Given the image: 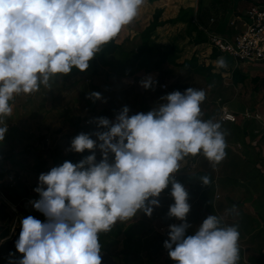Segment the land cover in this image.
<instances>
[{
	"label": "clouds",
	"instance_id": "clouds-1",
	"mask_svg": "<svg viewBox=\"0 0 264 264\" xmlns=\"http://www.w3.org/2000/svg\"><path fill=\"white\" fill-rule=\"evenodd\" d=\"M146 0H0V142L5 140L10 103L18 94L51 88L56 75L73 68L86 71L105 44L139 14ZM217 67H226L223 57ZM145 89L158 81L145 75ZM93 102L105 99L90 91ZM202 88L173 90L148 111L130 114L122 105L113 118H91V131H80L67 151L85 153L65 159L38 174L30 199L43 219L21 217L14 241L16 257L9 264H102L100 233L139 213L151 216L158 197L171 183L174 202L167 215L180 223L168 225L163 247L174 264H238L240 231L208 214L191 234L186 216L189 193L174 173L187 156L202 153L214 165L227 155L219 120L203 119ZM97 150L100 157L97 158ZM209 185L210 178H199Z\"/></svg>",
	"mask_w": 264,
	"mask_h": 264
},
{
	"label": "rangeland",
	"instance_id": "rangeland-1",
	"mask_svg": "<svg viewBox=\"0 0 264 264\" xmlns=\"http://www.w3.org/2000/svg\"><path fill=\"white\" fill-rule=\"evenodd\" d=\"M199 1L201 6L211 8V14L205 20L208 22L210 17L214 16V22L208 26L221 34L224 33L228 27L229 15L232 17L234 13L233 11L230 13L227 11L226 13L225 10L223 12L219 10L221 8H218L217 12L214 11L211 0H187V2L183 1V3L180 0H161L153 3L146 0L145 4L140 8L138 16L129 25H126L117 37V42H121L127 37L130 39V42L123 43L124 46L126 45L125 48L127 50L134 48L138 52L137 47L141 40L140 31L151 19L152 13L157 6H164L166 9L165 15L171 13L173 16L178 13L181 5L187 4V19L191 17L189 23L166 25L155 31L156 44L149 43L148 51L144 54V58L146 60L150 59L149 62L154 67L147 68L137 63L138 65L121 70L117 66L121 57L120 50L115 49L103 55V61L93 58L90 61L89 68L84 73L70 72L63 76H54L50 80V89L42 85L37 92L16 95L10 102L13 106V111L4 120V123L8 124V132L5 140L0 142V151H3V153L8 151L7 153L11 155L8 160L10 163L6 161L4 168H0V176L7 179L6 183H10L15 177L18 180L19 171H23V169L37 172L35 178H38L40 172L47 171L51 166L62 163L65 159L76 162L83 155L88 154V150H85V153H75L66 149L74 135L80 131H91L95 128L94 123H89L91 118L100 115L113 118L117 111L116 109H120L125 104L130 107V114L137 111L146 112L160 103L163 95L173 90L183 92L184 89L190 86L204 89L206 98L201 104L203 119L212 118L215 120L218 107L212 101L219 95L228 101V106L232 110L237 112H242L245 109L252 112L260 110L264 114V87L261 83L264 81L263 64L239 63L236 66L233 58L229 54L223 53L227 66L217 67V59L221 56L213 59L210 55V46L206 43L204 46L199 47H190L188 45L189 33L187 31L192 28V19L197 15V3L199 4ZM245 5V8L241 11H244L250 5V2ZM230 6L232 4H224L225 8ZM171 46L177 49L173 56L177 62H181L184 59L190 60L192 55L196 53L197 65L213 66L211 72L219 73L221 77L205 76V72L200 69V66L184 67L174 65L168 60L156 65V62L161 59L163 52ZM93 66L96 69V73L91 71ZM229 66L233 69L239 68L242 79L236 82L233 74L232 77L230 76L232 73L231 69L228 71L229 73H225ZM148 74H151L158 81L157 84L165 82L167 89L160 90L157 84L151 89H145L140 86L138 81ZM109 87L112 88L110 89ZM93 90L100 91L105 99H97L93 102L92 99L88 98V93ZM251 120L254 119L251 118ZM241 122L242 119L239 117L236 121V123H239L238 125L223 126L221 124L227 143V155L224 157L223 163L228 167L233 166L234 177L240 180H242L244 175L243 172L246 171V168L243 167L250 166L251 176L258 180L259 188H263L264 178H262V175L261 177L258 175L262 172L256 165L253 166L251 162L255 155L261 156L263 162L264 135H259L258 137L251 135L247 127L245 129L240 124ZM15 155H18V157ZM201 155L203 156V154ZM99 157L100 153L97 150V158L99 159ZM243 158L247 159L248 162H245ZM207 163L210 164L209 168L214 169L215 166H212V162L208 159ZM247 169L248 171L250 170L249 167ZM183 173L184 170L182 171V168L177 170L175 179L179 182L188 181L190 183L191 189L187 190L188 193L190 192L188 197L194 198L193 196L198 194L197 197L195 196L196 199H194L197 201L191 205L190 211L186 216L187 221L191 224V227L186 231L187 234H191L195 228L193 224L194 209L199 206V201H201L202 197L205 201L206 198L210 197L204 192H209L211 189H205L208 186L203 187V189L199 187L197 183L199 178L196 177L198 172L191 173L196 178H193L190 173L186 177ZM27 186L35 187L36 185L33 183L24 185L17 182L13 186L6 184L0 186V191L3 192V195L16 199L14 206L16 205L17 208L14 211L11 210L9 212L10 215L7 213L9 222L5 221L0 226V242L12 232L16 217L17 225H20V218L28 214L41 219L44 218L43 214L35 210L29 203L30 199L38 198V193L33 188V193L28 194ZM170 188L171 183L158 197L160 205L154 206L153 213L155 210L157 211V214L154 215L155 217L141 212L133 219L117 222L111 231L100 233L99 239L104 240L102 242L108 247V250L104 252L110 255L111 259L118 264H174V261L168 256L167 249L163 247V238L159 234L163 222H172L167 215V197L165 196L166 192H170ZM199 190L203 191L198 193ZM199 212L201 213V211H198V214H200ZM197 217L199 218V216ZM149 220L151 221V226L148 227ZM122 226L131 227L130 232L132 234H126L125 238L122 236L118 239L114 238L112 231ZM125 250L130 252L128 257L124 256ZM263 254L261 255L263 256ZM262 262H264V259H262ZM262 262L258 264H263ZM239 263H241V260L238 261Z\"/></svg>",
	"mask_w": 264,
	"mask_h": 264
},
{
	"label": "crops",
	"instance_id": "crops-1",
	"mask_svg": "<svg viewBox=\"0 0 264 264\" xmlns=\"http://www.w3.org/2000/svg\"><path fill=\"white\" fill-rule=\"evenodd\" d=\"M180 1L181 3H183V1L187 2V0H180ZM255 1L256 0H227L228 4H232V6H230L231 8L230 7L225 8L223 4H221L220 7L218 8H221L219 10H222L223 12L225 10L226 13L227 11L229 13L233 11V13L235 14L238 11H241L243 8H245L246 6L245 4L247 2L252 3ZM229 16H230L229 18H231V15ZM242 122L240 123L241 125L247 124L244 127L245 129L247 127L251 135H255L257 137L259 135L261 136L264 135V128L263 129L261 128L262 130L258 134L254 132L253 130L254 128H256L257 126L260 127L259 124L257 125V122L249 121V120H246V121L243 120ZM221 124L223 126L224 125L234 126V125H238L239 123L229 122V123H221ZM7 152L3 153V151H0V168H4L5 162L8 161L11 156ZM15 156L18 157V155H15ZM243 160L245 162H248L247 159L245 158H243ZM8 162L10 163V161ZM223 162H224V159H222L219 162V164L217 163L214 165L213 163H211L212 166H215L214 169H212V168H209L210 164L207 163V158L204 155L203 156L201 155L199 156V160H198V168L195 171H192V172L184 171L183 173V175L187 177L189 173L191 174L194 172H198L196 173L197 178L207 175L210 178V183L214 178H216V184H217L216 187L212 186L210 183L209 185L204 184V187L208 186V188H205V189H211L209 190V192H204L206 193L208 197L209 196L210 197L206 198V201L203 199L202 196H201L202 198L200 197L201 201H199V206L195 207L194 209L195 217L193 219V224L195 227H197L199 223L207 216V214H211V213L216 214L219 217H221L222 222L224 224H237L239 226V231H240V239H239L240 259L239 260H241V263L239 264L261 263L262 259H264L262 258L264 257V254L263 256L261 255L262 253H264V245H263L264 244V187L259 188L258 180L251 176L250 166L243 167V168H246V171L243 172L244 175L242 176V180H240L234 177L233 166L228 167ZM251 163L253 164V166L256 165L258 169H260V171L262 172L261 174L260 173L258 174L259 177H261L262 175V178H264V158L262 162L261 156L259 157L255 155ZM247 167H249L250 169L249 171ZM19 173H20L19 174L20 176L18 177V180L15 177L10 183L8 182L6 183L7 179H4L2 178V176H0V186L2 184L13 186V185H16L17 182L23 183L24 185L25 184L28 185L32 183L34 185L37 184V178H35L37 172L31 171V170L25 171L23 169V171H19ZM15 176H16V173H15ZM192 176L193 178H196L194 177L195 175H192ZM5 178H7V176H5ZM27 179H28V182H27ZM200 182L202 181L199 179V181L197 182L198 185ZM181 183L184 185L186 190L191 189L190 188L191 185L188 181H181ZM199 187L203 189V186L199 185ZM33 188L34 187H30V186L28 187V191H29L28 194L33 193ZM202 191L203 190H199L198 193ZM215 192H218L220 194V197L216 200H214ZM2 193L3 192L0 191V226H2L5 221L9 222L8 221L9 220L8 214L10 215L9 212L11 210L14 211L17 209L16 205L14 206V203H16L15 201L16 199L14 200V197L11 198L10 196L6 197ZM195 196H193L194 198L188 197V201L190 205H192L193 203L197 201L194 199H196L198 194L196 197ZM204 201L205 203H203ZM168 202L169 200L167 198V202H166L167 210H168V207H167ZM198 211H201V213L199 212L200 214H198ZM197 216H199V218ZM150 222L151 221L149 220L148 227L151 226ZM168 223L169 222H165V223L163 222V226H166ZM178 223H179V220H178ZM12 233L13 232H11L8 236L4 237V239L11 237ZM242 260H244V262H242ZM262 263L264 264V262Z\"/></svg>",
	"mask_w": 264,
	"mask_h": 264
},
{
	"label": "built area",
	"instance_id": "built-area-1",
	"mask_svg": "<svg viewBox=\"0 0 264 264\" xmlns=\"http://www.w3.org/2000/svg\"><path fill=\"white\" fill-rule=\"evenodd\" d=\"M214 20V16L210 17L208 24L207 21L206 23L200 22L197 15L192 19L197 29L202 31L206 36V44L210 46V48H214L222 54H229L235 61L236 66L239 63H257L264 65V0H256L250 3L244 11L235 13L234 16L229 19L228 27L222 34L208 26L211 25ZM230 76L232 77V73ZM157 86L160 90L167 89V84L165 82H160ZM109 88L111 89L112 87ZM212 102L218 107L215 120H219L221 123H229L236 122L237 118L240 117L242 121H255L257 125H260V127L257 126L253 129L257 134L264 128V114L260 110L252 112L245 109L242 112H237L228 106V101L221 95L217 96ZM116 110L118 111L119 109ZM261 110H263V108H261ZM251 118L254 120H251ZM199 156L200 154L187 156L180 163L181 168L185 172L195 171L198 168ZM173 175L176 177L177 174L174 173ZM210 184L216 187V178H214ZM199 185L204 187L202 182H200ZM165 196L169 200L167 203L169 209V205L174 202V199L170 192H166ZM219 197L220 194L215 192L214 200ZM171 219V223H178L177 218L171 217ZM16 221L17 217L15 218L14 224ZM169 224L161 227L159 230V232L164 235L163 239L168 238L167 232Z\"/></svg>",
	"mask_w": 264,
	"mask_h": 264
},
{
	"label": "trees",
	"instance_id": "trees-1",
	"mask_svg": "<svg viewBox=\"0 0 264 264\" xmlns=\"http://www.w3.org/2000/svg\"><path fill=\"white\" fill-rule=\"evenodd\" d=\"M161 0H148V2L153 3V2H159ZM211 5L212 7H214V11H218V7H220L221 4H227V0H211ZM200 1L199 4L197 3L198 7H197V18L200 22L202 23H206L205 18L209 17L211 14V8L208 7H203L200 5ZM186 7L187 4H183L180 6L178 13L176 15H171L170 14H166V9L164 8V6H160V7H156L154 12L152 13L151 19L146 23V25L143 27V29L140 31V43L138 44V52L136 50H134V48H130V49H126L125 46L123 45V43L125 44V42H130V39L127 37L125 39H123L121 42H117V38L113 39L112 41H110L109 43L105 44L102 48V51L96 56L94 57V59H100V60H104V58L102 57L103 55L112 52L115 49H119L120 50V60L117 63V66L119 67V69L124 70L127 67L130 66H134V65H142L145 66L147 68H151L154 67L151 65V63L149 62L150 59L146 60V58H144V54L147 53L148 51V46L152 43L156 44L155 42V37H154V33L157 29L164 27L166 25H171V24H176V23H186V22H190L191 21V17H189L187 19V12H186ZM163 15V16H162ZM165 15V16H164ZM193 23V22H192ZM189 33H187V36L189 37L188 39V45L191 47H199V46H204V44L206 43V36L204 35V33L200 30L197 29L196 25L193 23L192 24V28L189 29L187 31ZM150 43V44H149ZM177 51V49L173 46L169 47L168 50L163 52V55L161 57V59L159 61L156 62V65H159L160 62L164 61V60H168L170 61L172 64L174 65H179V66H200L203 70V72H205V76H214L216 78H220V74L219 73H215V72H211V70L213 69V66H204V65H197V61H196V53L194 55H192L190 60L184 59L181 62H177L175 60L174 56V52ZM210 55L213 59H216L217 57L221 56L223 57L222 53L218 52L216 49L214 48H210ZM138 63V64H137ZM231 69L234 80L236 82H238L240 79H242V75H241V70L239 68H231L230 66L226 69L225 73H229L228 71ZM91 71L93 73H96V69L93 66ZM73 73H84L81 72L79 69L73 68V70L71 71ZM224 73V72H223ZM263 87H264V81L261 82ZM142 88V87H141ZM143 90V88H142ZM247 125V124H246ZM245 124H243V126H246ZM166 211L168 212L167 208ZM157 214V211L155 210L154 213L152 214V217H155L154 215ZM162 217H163V212H162ZM169 220L171 221V217H169ZM162 222V220H160ZM162 226V225H160ZM131 227H121L118 228L117 230H113L112 231V235L114 238L118 239L119 237H124L127 235L132 234L130 232ZM159 234L161 235L162 238H164V235H162L160 232ZM164 240V239H163ZM102 241L104 240H100L101 243V251H107L108 247L107 245H105ZM109 243V242H108ZM130 254V252L128 250L124 251V256L128 257V255Z\"/></svg>",
	"mask_w": 264,
	"mask_h": 264
},
{
	"label": "water",
	"instance_id": "water-1",
	"mask_svg": "<svg viewBox=\"0 0 264 264\" xmlns=\"http://www.w3.org/2000/svg\"><path fill=\"white\" fill-rule=\"evenodd\" d=\"M20 231V225L16 223L13 226V233L11 237L3 239L0 242V264H9V254L10 252L15 253L16 257H19L20 253L15 250L14 241L17 239ZM102 257V264H118L115 260L111 259V256L106 254L104 251L100 253Z\"/></svg>",
	"mask_w": 264,
	"mask_h": 264
}]
</instances>
